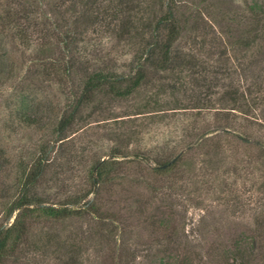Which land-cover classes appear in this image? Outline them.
<instances>
[{"label":"rangeland","instance_id":"1","mask_svg":"<svg viewBox=\"0 0 264 264\" xmlns=\"http://www.w3.org/2000/svg\"><path fill=\"white\" fill-rule=\"evenodd\" d=\"M101 1V6L122 1L121 14L110 24L90 28L77 53L93 70L133 73L150 36L147 25L167 10L166 0ZM174 6L181 25L174 52L185 60L165 71L149 70L159 81L135 99H106L88 122L68 133V140L61 146L55 143L56 162L35 189L52 201L80 193L86 186L87 164L108 157L115 147L114 133L130 136L133 131L128 145L127 139L116 142L119 151H148L151 156L172 151L176 158L184 153L174 181L172 175L150 174V164L127 166L148 182L176 184L164 211L173 220L172 241L136 225L135 217L127 218L126 200L147 195L144 183L133 187L127 177L112 194L101 193L114 201L110 211L127 218L124 233H106L85 216L41 220L30 232L26 254L18 251L0 264H148L155 253L166 255L169 249L188 258L187 264H217L221 247L241 234L256 236L260 251L257 260L246 264L264 261V0H174ZM5 7L6 0H0V8ZM127 15L133 25L129 30L121 27ZM24 51L15 53L21 60L15 71L19 78L29 65ZM8 84H0V152L10 159H3L0 173V228L8 227L15 216L6 218L4 209L17 194L18 163L27 161L38 143L54 139V119L67 102L68 89L67 78L57 73L28 90L46 121L45 127L35 129L6 123ZM148 100L150 105L145 104ZM225 115L229 120L215 119ZM195 124L210 132L187 151L186 143L194 139L188 130ZM213 186L217 192L211 193ZM152 208H147V216L154 213Z\"/></svg>","mask_w":264,"mask_h":264},{"label":"trees","instance_id":"2","mask_svg":"<svg viewBox=\"0 0 264 264\" xmlns=\"http://www.w3.org/2000/svg\"><path fill=\"white\" fill-rule=\"evenodd\" d=\"M102 2L101 0H6V7L0 8V84L9 82L11 86L10 93L6 96L8 111L6 123H14L16 127L42 129L46 121L40 113L42 111L39 101L29 94L30 88L35 89L36 85L40 86V83L51 80V75L57 73L64 75L68 82L67 102L60 114L56 115L53 123L54 139L44 145L38 143L35 151L31 152V157L27 161L20 160L18 163L15 176L17 194L4 209L6 218L11 217L13 213L15 216L8 227L0 228V263L13 257L18 251L26 254L27 239L34 224L47 219L62 220L72 216H85L94 220L99 229L111 234L116 230H122L121 232L124 233L128 228L125 219L135 217L136 225H142L151 234H163L164 238H171V241L175 234L172 217L170 213L164 211L166 198L172 195V191L170 193L169 190L176 184L170 182L166 186L157 184L156 180L148 182L142 175L131 172L127 166L131 162L136 163L138 167L146 163L151 165L148 167L150 174L157 177L171 175L173 177V172L176 174L179 163L183 161L184 153L172 160L175 157V152L172 151L168 153L162 151L154 156L148 151L132 155L127 151H119L120 145L116 142L127 139L126 145H128L135 133L133 131L131 137L124 131L114 133L111 138L116 141L115 147L113 146L114 149L110 151L108 157L98 156L87 164L86 186L80 193L67 194L58 202L49 200L48 197H43L35 191L43 184L50 168L56 162V158L52 155L55 143L61 146L68 140V133L76 129L79 123L88 122L94 113L102 109L106 99H135L143 90L156 86L159 78L156 75L151 76L149 70L154 73L165 71L180 65L185 60L174 52V44L181 25L175 16L174 0H166L167 10L158 16L152 25H147L150 36L136 60L133 73L113 75L105 73L102 69L93 70L77 53V47L90 28L94 29L104 22L110 24L123 9L120 5L122 1L112 6L105 4L101 6ZM254 6L259 5L254 3ZM126 18L127 20L120 24L122 28L129 30L128 27L133 25L128 15ZM24 49V54L28 51L25 56L29 58V65L25 69V75L19 78L18 71L16 73L15 71L18 64L21 67V60L15 56V53ZM26 58H24L25 62ZM150 103L148 100L145 104L150 105ZM198 107L194 106V108ZM215 119L227 121L229 116H217ZM189 131L194 139L186 143L187 151H190L189 148L197 139L202 140L203 135L210 132L207 129L201 130L197 124ZM0 153L1 173L5 161L3 159L6 158L8 161L10 159L4 151ZM127 177L133 187L144 183L147 195L140 194L141 197L133 198L131 202L126 200L129 204L125 208L128 214L126 218L122 217V213L110 211L108 205L114 201L104 199L101 193L112 194V190L120 186ZM214 188L215 186L211 187V193L217 192ZM228 188L230 187L222 189L223 192L229 191ZM151 206L154 213L147 216L146 210ZM221 249L220 255L214 260L217 264H246L257 260V255L260 254L254 235L241 234ZM166 252H168L166 255L155 253L148 264L189 262L188 258H179L175 255L172 249ZM119 257L121 260L122 257ZM261 264H264V261Z\"/></svg>","mask_w":264,"mask_h":264},{"label":"water","instance_id":"3","mask_svg":"<svg viewBox=\"0 0 264 264\" xmlns=\"http://www.w3.org/2000/svg\"><path fill=\"white\" fill-rule=\"evenodd\" d=\"M178 156V155H177ZM176 158V157H175ZM175 158H173L172 160H174ZM1 228H3V226L1 227Z\"/></svg>","mask_w":264,"mask_h":264}]
</instances>
